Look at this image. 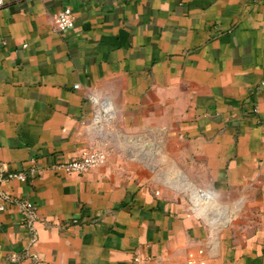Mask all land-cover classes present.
I'll use <instances>...</instances> for the list:
<instances>
[{
  "label": "crops",
  "instance_id": "crops-1",
  "mask_svg": "<svg viewBox=\"0 0 264 264\" xmlns=\"http://www.w3.org/2000/svg\"><path fill=\"white\" fill-rule=\"evenodd\" d=\"M2 1L0 264H264V0Z\"/></svg>",
  "mask_w": 264,
  "mask_h": 264
},
{
  "label": "built area",
  "instance_id": "built-area-1",
  "mask_svg": "<svg viewBox=\"0 0 264 264\" xmlns=\"http://www.w3.org/2000/svg\"><path fill=\"white\" fill-rule=\"evenodd\" d=\"M3 6V1L0 0V7ZM75 19L71 8H65L55 15V27L59 32H66L74 27ZM107 155L104 150H97L88 154L81 159L68 161L60 166L62 170L67 173L82 175L94 169L106 159ZM34 175V170L31 171L30 176L24 173H15L8 176L9 179H18L22 182H27L29 178ZM1 181V180H0ZM31 205H27L30 209ZM5 210L4 198L0 192V225L1 213Z\"/></svg>",
  "mask_w": 264,
  "mask_h": 264
}]
</instances>
